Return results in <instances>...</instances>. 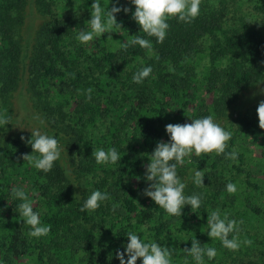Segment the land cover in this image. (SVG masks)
Segmentation results:
<instances>
[{
	"label": "trees",
	"instance_id": "1",
	"mask_svg": "<svg viewBox=\"0 0 264 264\" xmlns=\"http://www.w3.org/2000/svg\"><path fill=\"white\" fill-rule=\"evenodd\" d=\"M92 2L0 0V114L7 110L12 117V124L0 126V264H120L116 253L125 250L130 231L175 248L173 264H195L184 251L193 239L217 250L205 264H234L223 259L228 249L207 235V216L220 209L243 221L239 226L264 227V181L244 167L249 145L260 148L264 163V129L256 113L264 98L241 101L264 85V0H202L191 23L168 21L163 43L141 31L131 18L135 6L126 0L117 5L131 9L116 14L122 29L82 44L76 37L90 30ZM115 2L101 0L105 9ZM133 35L148 39L152 49H121ZM144 66L152 67L151 75L134 83ZM21 113L66 148L48 173L22 159L32 149L20 138L30 139L31 132L16 126ZM207 115L232 132L227 151L234 147L238 159L202 154L178 165L185 194H200L203 204L195 213L186 205L181 217L169 216L143 195L148 156L158 141H169L167 124ZM113 147L121 160L97 164L93 150ZM194 170L205 172V187L193 183ZM232 171L243 175L242 183ZM229 182L237 185L235 194L226 191ZM13 187L23 188L42 224L51 225L47 236H28ZM94 190L111 199L94 212L80 211ZM246 238L254 250V236L246 232Z\"/></svg>",
	"mask_w": 264,
	"mask_h": 264
},
{
	"label": "clouds",
	"instance_id": "2",
	"mask_svg": "<svg viewBox=\"0 0 264 264\" xmlns=\"http://www.w3.org/2000/svg\"><path fill=\"white\" fill-rule=\"evenodd\" d=\"M129 2L135 6L131 18L139 25L141 31L149 37H155L158 43H163L170 27L168 21L178 19L180 22L191 23L200 13L202 0H129ZM117 5H119V0H116L110 9H105L101 0H93L90 6L91 18L86 21L90 30H81L76 39L82 44H88L103 37L106 33L114 32L116 28L122 29V25L117 22L116 14L121 11L127 14L131 9ZM107 38L112 39V36L108 35ZM134 45H139L149 51L153 47L148 39L133 35L131 39L120 43V48L127 50ZM152 71L151 66L142 67L133 75V82L142 83ZM92 91L91 88L86 90L88 100H91ZM260 94H264V88L260 89ZM256 113L259 128L264 129V100L259 102ZM32 118L39 121L41 125L45 123L39 115ZM11 120L12 117L7 115V110L0 114V126L12 124ZM165 131L169 136V141H158L153 152L148 156L149 163L145 165L144 180L149 183L143 189V195L151 198L169 216L181 217L186 205L190 206L195 213V210L202 206L203 200L200 194H185L187 184L182 182L178 175V165L183 166L186 159L190 163L193 155L199 157L202 154L224 155L226 159L236 161L239 153L234 147L231 151H227L233 134L221 126L213 115L191 119V123H169L165 126ZM30 132V139L20 137L32 149L31 154H22V159L35 169L48 173L66 148L55 136L43 133L39 128H33ZM92 157L97 164H116L122 158L114 147L108 150L95 149ZM204 177V171L194 170L193 183L197 187H205ZM226 191L229 194H235L237 185L229 182L226 185ZM11 194L22 201L17 207L19 215L23 218L22 221L30 227L28 236L35 238L47 236L51 225L42 224L40 213L34 210V202L25 190L13 187ZM77 196L75 195L74 198ZM110 199L111 196L107 192L94 190L84 201L80 211L94 212L100 207L101 202ZM117 206L114 204L113 210ZM242 223L243 221L230 219L226 211L221 213L220 209L210 210L207 216V227L210 231H207V235L212 240H219L228 250L238 251L242 245L252 244L250 239L241 240L239 237L241 231L239 225ZM230 235L231 238H229ZM127 238L128 243L125 250L116 253L120 264H137L138 259L142 261V264H173L175 248L162 246L156 241H146L131 231L127 233ZM184 251L193 258L195 264H205V256L208 260L217 256V250L214 247L206 244L202 246L197 239H193L191 247L184 248ZM184 264H188V261L185 260Z\"/></svg>",
	"mask_w": 264,
	"mask_h": 264
},
{
	"label": "rangeland",
	"instance_id": "3",
	"mask_svg": "<svg viewBox=\"0 0 264 264\" xmlns=\"http://www.w3.org/2000/svg\"><path fill=\"white\" fill-rule=\"evenodd\" d=\"M126 0H119V4L123 3L125 4ZM36 17V16H35ZM34 17V18H35ZM264 88V85L256 86L254 89L252 88L248 92L245 93L244 97L241 99V101L247 100V99H254V100H261L264 98V94H260V89ZM256 93V95H253ZM203 96L205 99L208 100V95L206 93H203ZM255 101V102H257ZM210 102V101H209ZM249 102L251 104L255 103ZM17 129L19 131H27L29 132L33 128H39L40 126L35 124V121H31L28 119H24L23 113H21L17 118ZM250 152L247 153V160L245 162V169L247 168L251 171V174L254 176L255 179L258 180V182L264 181V163H262L261 160H259L260 157V148L256 145H249ZM247 167V168H246ZM234 174L233 177L237 178L238 183H242L243 175L237 174L234 171H232ZM227 179L230 177H226ZM238 221V220H236ZM192 223H197L195 220L191 221ZM195 225V224H193ZM241 231L239 233V237L241 240H244L246 238V232L254 236L256 247L254 250H252L253 247L242 245L241 248L238 251H231L228 250V254L223 259H226L227 262H232L234 264H243L248 260H251L254 264H264V245H260V241L262 240V235H264V227H262L260 224H253L248 229L242 225L239 226ZM242 260L240 263L239 261ZM19 264H33V263H19Z\"/></svg>",
	"mask_w": 264,
	"mask_h": 264
}]
</instances>
